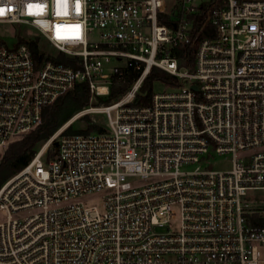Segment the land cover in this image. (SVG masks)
<instances>
[{"label":"built area","instance_id":"1","mask_svg":"<svg viewBox=\"0 0 264 264\" xmlns=\"http://www.w3.org/2000/svg\"><path fill=\"white\" fill-rule=\"evenodd\" d=\"M0 9V25L35 31L0 40V158L63 93L86 83L92 102L129 65L137 73L119 100L76 114L1 186L0 264H264V0H0ZM37 38L74 66L44 52L36 61ZM194 48V72L179 68L173 51ZM153 68L183 85L134 105ZM89 113L106 117L103 132L64 133ZM221 156L230 169L212 168ZM94 196L101 208L85 205Z\"/></svg>","mask_w":264,"mask_h":264},{"label":"trees","instance_id":"2","mask_svg":"<svg viewBox=\"0 0 264 264\" xmlns=\"http://www.w3.org/2000/svg\"><path fill=\"white\" fill-rule=\"evenodd\" d=\"M205 20L204 13H201L195 18V33L201 29V25ZM167 24V23H166ZM212 28L207 25L206 31H203L200 38L203 39L209 36ZM21 39L20 42H25ZM40 39L28 42L34 54L36 61L43 58L41 49H39ZM195 53L196 48L189 50H175L172 56L178 59L179 68H185L189 72L195 70ZM57 62L66 64L67 66H74L73 60L65 54H57ZM137 73L133 70L132 65L127 68L125 79L115 82L110 90V94L106 98H94L91 102L94 106L110 105L119 100L132 86ZM160 83L168 88H176L182 86L183 79H179L161 69L153 68L145 79L140 92L137 94L134 105L147 106L150 104L154 94V84ZM91 94L86 83H81L75 88L63 93L55 103L46 107L42 113L41 125L30 134L26 135L19 141L12 143L3 156L0 158V188L1 186L20 172L28 163L34 158L37 152V146L40 143H46L59 129L66 125L76 114L84 110L90 105ZM87 121L85 129H75L72 123L66 130L65 134L82 133L89 134L93 132L101 133L104 131L103 127L92 123L88 117H84ZM53 153H49L52 157Z\"/></svg>","mask_w":264,"mask_h":264},{"label":"rangeland","instance_id":"3","mask_svg":"<svg viewBox=\"0 0 264 264\" xmlns=\"http://www.w3.org/2000/svg\"><path fill=\"white\" fill-rule=\"evenodd\" d=\"M208 1L210 0H206V2ZM34 34H35L34 29L24 26V25H17V24L0 25V40H2L8 46H12L20 42L21 39H25ZM92 38L95 39V36H93ZM39 44H40V49L42 52L50 54V55L57 54V50L53 46H51L46 40L41 39ZM166 88L167 87H165L164 85L160 83H156L154 84L153 90H154V93H162L166 90ZM91 106L95 107L94 105H92L90 101V105L87 108H90ZM84 117H88V119L92 123L98 126H101V127H104L105 124L107 123L106 117L103 116L102 114L89 113V114H86L85 116H81L80 118L74 121L73 126L75 129H85L87 127V121L83 119ZM44 144L45 143H40L36 148L37 151L40 148H42ZM212 163H213L212 168L216 170H228L231 168V161L228 156L215 157L212 160ZM195 168L196 166L193 165V166L187 167L186 170H193ZM84 202H85V205L87 206L96 205L100 208L102 206V199L98 196L87 198L84 200ZM1 218L2 216H0V219Z\"/></svg>","mask_w":264,"mask_h":264},{"label":"snow or ice","instance_id":"4","mask_svg":"<svg viewBox=\"0 0 264 264\" xmlns=\"http://www.w3.org/2000/svg\"><path fill=\"white\" fill-rule=\"evenodd\" d=\"M0 15H3V9H0Z\"/></svg>","mask_w":264,"mask_h":264},{"label":"water","instance_id":"5","mask_svg":"<svg viewBox=\"0 0 264 264\" xmlns=\"http://www.w3.org/2000/svg\"><path fill=\"white\" fill-rule=\"evenodd\" d=\"M192 88H193V90H197V87H196V86H193ZM55 145H56V144H55ZM56 146H57V145H56Z\"/></svg>","mask_w":264,"mask_h":264}]
</instances>
